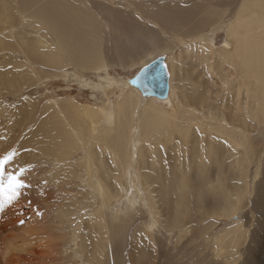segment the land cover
I'll use <instances>...</instances> for the list:
<instances>
[{
	"label": "bare ground",
	"instance_id": "obj_1",
	"mask_svg": "<svg viewBox=\"0 0 264 264\" xmlns=\"http://www.w3.org/2000/svg\"><path fill=\"white\" fill-rule=\"evenodd\" d=\"M95 1L0 0V98L32 97L26 112L14 108L28 115L26 138L4 146L0 134V145L17 154L5 179L25 167L29 185L11 203L0 195V264H264V0L140 6L141 19L181 33L187 53L199 50V73H184L181 51L166 55V97H146L130 85L114 100L108 90L130 79L114 80L110 65L145 58L141 68L171 47L110 0ZM217 29L225 34L219 47ZM58 79L89 88L93 101L103 95V104L59 98L47 87ZM184 116L189 124L179 123ZM201 116L216 126L203 125ZM171 150L176 161L165 172L161 158ZM24 208L31 216L46 211L45 222L63 234L50 244L60 256L42 246L16 250L17 238L32 242L30 234L10 233L23 227Z\"/></svg>",
	"mask_w": 264,
	"mask_h": 264
},
{
	"label": "rangeland",
	"instance_id": "obj_2",
	"mask_svg": "<svg viewBox=\"0 0 264 264\" xmlns=\"http://www.w3.org/2000/svg\"><path fill=\"white\" fill-rule=\"evenodd\" d=\"M85 1V3L87 2H89V0H84ZM101 2L102 0H96L95 2ZM162 1H164V0H110L108 3H106V4H109V6L110 7H114L115 9L116 8H120V9H122L123 11H125L127 14H129L130 16H131V18L133 17V18H135L136 20H138L139 19V21L141 22L142 20V23H146L148 26L150 25L153 29H154V31H155V33L160 37V40L162 41V43H165L164 44V46H166V47H168V45L171 47V51H170V53H166V54H164V53H162V52H160V53H153L151 56V59H155V58H157V57H163V58H165L166 57V55H172V56H174V55H176V54H179L180 53V51L182 52V53H180V58H178V61L177 62H180V60L182 61V59H183V61L184 60H186L185 62L187 63H185V66L182 64V67H184L185 69H184V73L186 74V71H187V69H189V68H191V69H193L194 70V74H193V76H194V79H196V77L198 76L197 74L199 73L198 72V69L197 68H195L194 69V66H195V64L197 63L196 62V59L195 58H197L198 57V55H199V50H197V48H191V49H189V50H187L188 51V53L185 51L186 50V45H185V43L184 44H182V45H180L179 44V41L178 40H180V37L182 36L181 35V33H179V32H169V31H167V30H163L162 28H161V26L158 24V23H156V22H153V20H151V19H141V17L139 16V13H138V8L140 7V6H144V7H148V6H151V7H156V6H158L157 4L158 3H160V2H162ZM200 1V0H199ZM213 1V3L214 2H216L215 0H212ZM116 2V3H115ZM201 2H204V3H207V1H204V0H201ZM115 3V4H114ZM118 3H120V4H118ZM214 5V4H213ZM215 5H216V3H215ZM126 9V10H125ZM218 10H221V7H219V8H217ZM105 30V31H104ZM103 31L104 32H102V37L104 38V36L106 37L107 35H108V33H109V29H107V28H103ZM214 37H215V45L216 46H222V44H223V41H224V39H225V34H224V32H223V29L222 30H220V29H217V31H214ZM171 36V37H170ZM176 39V40H175ZM182 39V38H181ZM104 40H105V38H104ZM103 43H104V41H103ZM23 46H26V44L25 43H21ZM110 43L108 44V48L110 47ZM173 45V46H172ZM218 46V47H219ZM147 54V53H146ZM182 55V56H181ZM147 56H149V55H147ZM146 55H145V57H147ZM192 56V57H191ZM186 58V59H185ZM191 58H194L193 60L191 59ZM22 59H23V57H22ZM145 58H143V59H141V60H137L136 59V61H135V64L134 65H131V64H128V65H119V64H117V65H115V64H112V65H110L109 66V70H110V74H111V77H113V79L114 80H117V82L118 81H121V82H126V80H128V79H131V78H133L134 77V75L139 71V68H140V66L141 65H139L143 60H144ZM180 59V60H179ZM138 63V64H137ZM4 65V64H3ZM3 65H1V63H0V67H3ZM193 66V67H192ZM6 68H10V65H7L6 64V66H5ZM197 69V70H196ZM8 71H10V70H8ZM21 74V73H20ZM181 75H182V77L184 76V74H183V72L181 71ZM197 75V76H196ZM202 75L204 76V74L202 73ZM18 76V75H17ZM179 76V75H178ZM201 80V79H200ZM178 81V80H177ZM72 82V83H71ZM34 84V82L33 83H31V85L30 84H27V91H28V93L29 94H31V90H32V88H33V85ZM129 85V86H128ZM118 86H119V89H117V88H115V89H110V90H108V91H113V93H109V95L110 96H112V100H114V98L117 96H121L122 97V94H124L123 92L125 91V89L126 88H129L130 87V84L128 83L127 84V87L125 86V85H123V84H120V83H118ZM47 87L48 88H50L52 91H57V93L59 94V98H65V97H68L69 95L70 96H72L73 98H77L78 99V103H80V104H88V105H93V104H95V105H102L103 104V95H100V94H98L97 95V98H96V101H93V99L95 98H93V96H92V94H94V93H92V91L89 89V88H82V87H80V85L79 84H77L75 81H72V80H69V82H65V81H63V80H61V79H58V81H54V83L52 84V86H51V84H49V85H47ZM125 88L124 90H121V88ZM31 89V90H30ZM34 89V88H33ZM49 89V90H50ZM136 89V88H135ZM30 90V91H29ZM137 90V89H136ZM212 90V89H211ZM127 92V91H126ZM125 92V93H126ZM139 92V91H138ZM40 95H44L45 93H46V89L45 88H41V90H40ZM224 95H225V93H224ZM20 98V99H19ZM75 98V99H76ZM143 99H145V98H143ZM30 100H32V97H31V95L29 96L28 94H24V93H22L21 95H20V97H15V96H5V98L3 99V98H0V105H6V106H8L7 108H9V109H2L1 107H0V134H5V136H6V138H7V142H5L6 143V145H4V146H10V145H12V146H15V145H17V142H21L24 138H26L24 135H25V132H30L32 129H28L26 126L24 127V125H23V121H22V119H24V121H27L26 119H25V116H28L27 115V113H21L19 110H16V109H14V108H16V106H17V108H19L20 110L21 109H24L23 107H26V105H24L25 104V102L26 103H28ZM221 100H222V94H220V97H219V102H221ZM212 100H210L209 101V103H214V100L211 102ZM160 102V101H159ZM39 103H41V100L39 101ZM20 106V107H19ZM214 106L216 107V104L214 103ZM222 106V104H219V107H221ZM223 107V106H222ZM174 108V107H173ZM13 109H14V111H13ZM175 109V108H174ZM178 109V108H177ZM176 109V110H177ZM13 111L14 112V114H15V116L13 117V119H12V121H13V123H12V125H11V127L9 126L8 127V122H6V118H7V113L9 112V111ZM24 111L26 112V108L24 109ZM176 112V115H177V113H178V111H175ZM181 120H183V121H179V123H184V125H186V124H189L191 121H190V119H186V116H184V117H181ZM206 121H210L209 123L212 125V126H216V122H213V121H216V120H207L205 117H202L201 116V119H200V122H202V124L203 125H205V122ZM28 124V123H27ZM22 125H23V127H22ZM184 125H182V126H184ZM11 131H10V130ZM3 131V132H2ZM23 132V133H22ZM205 134H206V132H205ZM208 134V133H207ZM206 134V135H207ZM22 137V138H21ZM12 138V139H11ZM189 141V140H188ZM206 141H207V139H204V142L206 143ZM189 145H191V144H189ZM4 146H1L0 145V155H2L3 153L6 155L8 152H9V150H8V148H4ZM2 149H4V150H2ZM26 149H23V151H25ZM141 150H143V149H141ZM3 151V152H2ZM186 152H187V154H189V152L185 149H182V151H180V153H178V156H179V163H180V165H182V167L181 168H186V162H188V160L187 159H185V156L184 155H186ZM2 153V154H1ZM143 153L145 154L146 153V155L148 154L145 150H143ZM4 154H3V156H4ZM180 154V155H179ZM17 155V154H16ZM176 154H175V151L174 150H171V151H169L168 152V154L165 156V157H163V158H161L162 160H161V162L163 161L164 162V164L166 165V171L165 172H170L171 170H172V165L174 164V162L176 161L175 160V158L174 157H176L175 156ZM1 157V156H0ZM167 157V158H166ZM181 161V162H180ZM162 162V163H163ZM11 164L12 163H10L8 166H11ZM172 164V165H171ZM187 165H188V163H187ZM27 175V174H26ZM188 176V174L186 173L185 174V179H186V177ZM24 178V177H23ZM137 181H140V175H139V173L137 174V177H136V182ZM64 182V181H63ZM188 182V181H187ZM66 182H64V184H65ZM138 183V182H137ZM139 184V183H138ZM188 187L189 186H192L193 185V182L192 183H189L188 182ZM55 202V201H54ZM56 203V202H55ZM24 215H23V221H24V223H23V227H20V229L19 228H16V229H14V230H11V231H14V232H10V233H12V234H15V235H19V234H22L21 236H25V235H23V233L24 234H30L29 236H28V239L29 240H32V242L30 243V244H28V243H26V241L27 240H22V238L20 239V238H17V241L15 240V242H14V244H13V246L16 248V250H22V249H24L23 251H24V253L26 252V249H29L30 247H39V246H42V248L41 249H45V250H47V252H54V251H56V253L54 254V255H52V254H50L49 256L50 257H56V256H60V248L57 246V247H50V244H52V243H56V245H57V243L62 239L61 238V236L63 235L61 232H59V231H56L55 229H53L52 228V226L54 225H52L51 226V224L50 223H48V222H45L46 221V218H45V216H44V214H45V210L42 208V209H40L34 216H31L30 214H29V209H27V208H24ZM34 217V218H33ZM239 217V215H237L234 219L236 220L237 218ZM38 220H37V219ZM35 220V221H34ZM31 224V225H30ZM25 225V226H24ZM227 225V224H226ZM33 226H35L34 227V229H31L28 233L27 232H24V230H28V228L30 229V227H33ZM38 227V228H37ZM46 227V228H45ZM49 227V228H48ZM21 228H23V229H21ZM43 229V230H42ZM16 230H18V231H16ZM33 230V231H32ZM54 230V231H53ZM48 231V232H47ZM37 232H38V234H37ZM52 232H53V237H51L52 236ZM17 233V234H16ZM32 233V234H31ZM34 235V236H33ZM47 237H46V236ZM36 237H38L37 239H36ZM34 238V239H33ZM56 240V241H55ZM58 240V241H57ZM43 241V242H42ZM25 242V243H24ZM43 243V244H42ZM44 243H45V245H44ZM28 244V245H27ZM38 244V245H37ZM1 245V244H0ZM24 245V246H23ZM31 245V246H30ZM36 245V246H35ZM44 245V246H43ZM66 245H70L69 243L68 244H66ZM65 245V246H66ZM6 245L4 244V247H5ZM3 246L1 245L0 246V249L2 248ZM3 247V248H4ZM19 247V248H18ZM24 247H26V248H24ZM22 248V249H21ZM19 250V251H20ZM23 251H21V252H23ZM27 253V252H26ZM48 259H46L45 261H47ZM67 262H72V260H71V258H68L67 259ZM73 263V262H72ZM68 264V263H67Z\"/></svg>",
	"mask_w": 264,
	"mask_h": 264
},
{
	"label": "water",
	"instance_id": "obj_3",
	"mask_svg": "<svg viewBox=\"0 0 264 264\" xmlns=\"http://www.w3.org/2000/svg\"><path fill=\"white\" fill-rule=\"evenodd\" d=\"M128 82L130 85L137 87L141 94L146 97L154 96L160 99L166 97L168 92V70L165 68L163 57L155 58L141 67Z\"/></svg>",
	"mask_w": 264,
	"mask_h": 264
},
{
	"label": "snow or ice",
	"instance_id": "obj_4",
	"mask_svg": "<svg viewBox=\"0 0 264 264\" xmlns=\"http://www.w3.org/2000/svg\"><path fill=\"white\" fill-rule=\"evenodd\" d=\"M15 156L16 152L13 150L0 157V195H4L7 203H11L13 199L17 198L22 189L29 187L22 178L28 170L25 167H19L15 172H8L5 179L6 166L14 161Z\"/></svg>",
	"mask_w": 264,
	"mask_h": 264
}]
</instances>
